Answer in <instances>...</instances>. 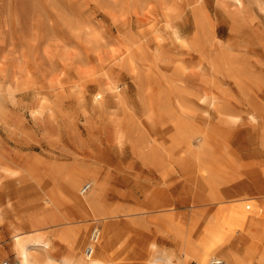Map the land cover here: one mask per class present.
I'll use <instances>...</instances> for the list:
<instances>
[{"label": "rangeland", "instance_id": "obj_1", "mask_svg": "<svg viewBox=\"0 0 264 264\" xmlns=\"http://www.w3.org/2000/svg\"><path fill=\"white\" fill-rule=\"evenodd\" d=\"M232 6L231 0H0L4 158L23 167L34 159L38 180L49 170H71L79 189L86 182L92 188L97 178L106 201L119 210L109 220L124 240L155 241L180 253L184 264L197 262L177 225L187 228L193 218L201 221L240 203H248V211L253 204L259 211L255 218L264 220L263 183L250 184L245 193L250 198L244 201H196L204 195L196 188L194 170L202 180L225 187L232 176L247 182L264 176V157L250 151L260 139L259 129L239 113L236 88L224 93L232 96L224 122L212 115L205 121L209 107L199 99L207 84L200 72L203 61L190 43L196 32L203 48L215 38L236 45L234 73L262 96L264 126V12L251 0H245L244 9ZM192 17L208 22L204 19L205 27L197 30ZM172 28L189 46L176 39ZM181 134L187 138L180 139ZM0 181L5 190L15 186L12 179ZM150 200L172 202L173 208H150ZM47 207L4 210L0 262L18 264L13 235L30 232L26 222L46 214ZM200 226L195 224L196 241L202 238ZM56 245L54 253L66 256Z\"/></svg>", "mask_w": 264, "mask_h": 264}, {"label": "bare ground", "instance_id": "obj_2", "mask_svg": "<svg viewBox=\"0 0 264 264\" xmlns=\"http://www.w3.org/2000/svg\"><path fill=\"white\" fill-rule=\"evenodd\" d=\"M231 1L237 8L240 7L244 9L245 0ZM251 1L255 2L258 9L264 12V0ZM191 9L190 11L194 12L195 9ZM196 10L198 11L197 7ZM233 10L237 13V9ZM170 11L173 13L172 10ZM240 14L243 15L242 13ZM200 15L204 14L200 13ZM241 15L239 17H241ZM233 17H235V15ZM167 19L169 20V18ZM204 19L205 18H193L194 28L196 27L197 30L202 28L200 26L203 24L202 21ZM237 20L236 22H240L239 24L241 25V21H239V19ZM248 20L250 21L251 19ZM245 21L247 20L244 19V22ZM253 23L252 21L250 24ZM259 23L257 24L258 27L260 25ZM246 25L245 23V27ZM171 26L173 27V25ZM254 28L251 29V33H256ZM172 30L178 41L180 40V42L185 45L189 44V40L181 36L176 28H172ZM231 30L232 32L238 33V31H233V28H231ZM203 33L205 32L203 31ZM240 33L242 34L243 32L240 30ZM196 34L197 32L194 33L190 43H192V49L199 53L203 61L204 66L201 68L202 70H200V72L202 74H200L207 84V86L203 87L205 89L201 90L199 93V99L209 107L208 115L207 117L203 116V119L208 121L212 115V117H217L223 120V122L226 121L227 118L223 117V112L231 106L229 104L231 103L230 99L232 96H229L231 98L223 96L231 87L236 88L238 91L237 94H239V98H235L237 99L236 104H239L241 108L239 113L243 112L242 114L245 116L246 120L259 129L260 139L256 146L250 150L252 151L251 155L259 158L264 157V126L260 123L263 100L261 98L262 96L260 97L259 95L260 93L258 94L254 88L243 83L239 76L234 73L233 62L238 52L236 45L229 40L224 41L220 38H215L208 48H203ZM254 37H252L255 39V41H253L256 42V38ZM210 41L208 42L210 43ZM245 41L247 42V40ZM192 66L195 68V63ZM196 69L198 68L196 67ZM200 74L195 76L199 77ZM199 81L203 82L201 78H199L198 82ZM200 84L202 83L200 82ZM228 93H230V91ZM235 99H233L234 102H236ZM181 112L183 113L182 110L180 114ZM231 112H233V110L230 111V113ZM2 115L3 113L1 116ZM179 138L185 139L187 136L181 134ZM202 145L204 149L210 152V147L207 146L206 142L202 143ZM151 148L153 147H149V149ZM4 154L0 151V180L3 178L12 179L15 182H13L15 186L12 190H5L0 181V196L4 199L2 202L0 201V218L1 216L3 218L2 214L4 210L8 208L25 209L27 206L29 207L33 204H39L41 207H45V203L49 206L47 207L48 212L46 214L34 216V218L26 222L25 228H32L30 232H23L25 235L15 232L16 234L13 235L14 251L18 259V264H184L185 261L180 253L172 251L155 241L124 240L122 238V233H120L116 225L109 220L114 217L119 210L113 208L112 205L106 201L101 193V184L97 178L94 177L92 179V184L94 183L93 187L83 192L82 187L80 189L78 188L80 182L79 178L71 170L64 173H61L60 170H49L45 173V178L43 180H38L33 168L34 159L30 160V163L23 167V164L21 165V163L19 164L9 160L10 158L7 161L8 157L5 159L4 157H6V154ZM7 154L9 155L10 153ZM32 158L35 157L33 156ZM158 160L157 164H159ZM157 164L155 166H157ZM167 167L168 166H166V168ZM194 171V183L196 188L204 195L203 198H198L196 200L199 202L211 201L220 203L225 200L228 202L244 201L250 198L245 195L246 188L250 186V184H264V176L262 179L255 176L250 179L249 182L243 177L232 176L229 184L230 187H225L212 182L210 179L202 180V176L200 177L199 173L196 170ZM4 181L3 183H5ZM261 193L264 194V190L261 191ZM36 195L38 198L34 199ZM195 203L196 202H194V204ZM247 204L240 203L237 206L228 205L221 207V210L217 214L207 215L202 218L201 221L197 218H193L187 228L176 226L181 230L178 235L184 238V241L187 242L185 244L189 245L188 252L190 256L194 257L197 264H208L209 260L212 258H221L224 264H264V220L260 221L256 219L254 214L258 211L257 207L251 204V207L248 206V209L251 208V210L248 211L246 207ZM171 205L172 202L153 200L149 202L150 208L170 207ZM154 211L155 209L153 212ZM179 221L181 223L183 220ZM86 222H90L91 225ZM15 224L18 225L17 223ZM195 224L201 225L200 234L202 238L198 241H196L198 236L194 237ZM90 226L93 227L89 232ZM18 228L14 230L18 231ZM185 230L186 232H184ZM57 242H59L63 250L65 249V251H67L66 256H57L54 253ZM87 248H89V250Z\"/></svg>", "mask_w": 264, "mask_h": 264}, {"label": "built area", "instance_id": "obj_3", "mask_svg": "<svg viewBox=\"0 0 264 264\" xmlns=\"http://www.w3.org/2000/svg\"><path fill=\"white\" fill-rule=\"evenodd\" d=\"M91 184L89 182H86L82 186V191L86 192L90 188ZM89 250V248H87ZM0 264H12L8 260H3L0 262ZM208 264H224V261L221 258H212L209 260Z\"/></svg>", "mask_w": 264, "mask_h": 264}]
</instances>
